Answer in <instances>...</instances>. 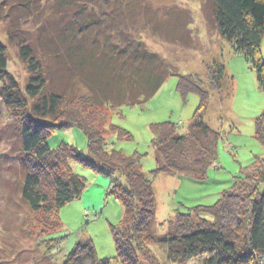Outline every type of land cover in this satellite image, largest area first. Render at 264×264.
<instances>
[{"label":"trees","instance_id":"obj_1","mask_svg":"<svg viewBox=\"0 0 264 264\" xmlns=\"http://www.w3.org/2000/svg\"><path fill=\"white\" fill-rule=\"evenodd\" d=\"M54 2L52 8H62L38 30L36 49L25 41L16 44L31 76L24 94L7 72L5 47L0 42V99L19 126L24 166L22 202L31 213L42 214L47 222L52 220V232L57 231L61 226L57 213L79 199L86 186L84 179L72 173V161L99 175H119L126 181L124 189L115 182L110 191L120 192L123 206L121 225L112 229L119 258L116 264H157L152 256L139 257L151 245L164 249L171 264H186L201 257L207 258L205 264H257L264 257V155L256 158L250 170H243L232 189L222 193L214 205L196 206L188 214L175 213L166 223L167 232L155 235L153 180L161 174L202 180L215 164L218 136L202 120L207 93L192 77L180 78L181 94H196L199 105L185 134H179L170 123L152 129L156 167L145 175L138 158L105 149L102 121L90 112L107 106L131 107L151 99L176 72L142 43L110 34H122L127 20L133 29L138 6L122 10L118 3H107L99 15L73 5L76 9L72 17L66 10L72 6L71 0ZM16 3L28 15L32 1ZM203 6L208 27L244 57L264 92V60L259 52L264 35V0H205ZM13 32L9 31L10 42ZM168 35L187 46L194 42L190 34L187 37L179 30ZM223 74L220 64L208 68L210 85L216 90H220ZM26 98L34 102L29 105ZM254 126V139L264 150V113ZM66 128L83 133L86 158L64 143L55 149L49 147V138ZM120 138L126 135L122 132ZM202 140L205 147H200ZM46 242L49 252H54L60 241L46 238ZM63 264L112 263L98 260L87 240L78 242Z\"/></svg>","mask_w":264,"mask_h":264},{"label":"rangeland","instance_id":"obj_2","mask_svg":"<svg viewBox=\"0 0 264 264\" xmlns=\"http://www.w3.org/2000/svg\"><path fill=\"white\" fill-rule=\"evenodd\" d=\"M19 1L0 0V42L5 47L7 72L24 94L31 76L20 60L16 44L25 41L36 49L38 30L47 23L46 20H53L55 12L62 7L52 8L55 0H30L32 7L27 15V10L25 13L18 8L16 2ZM204 1L71 0L72 6L66 8L67 14L73 17L76 9L73 5L87 11L94 10L99 15L107 3H118L122 10L138 6L133 29L127 20L128 26L122 29V34L118 31L110 34L116 39L125 36L142 43L146 50L156 54L176 72L151 99L131 107L109 109L107 106L90 112L97 116V121H102L105 149L138 158L145 175L156 167L151 144L152 129L170 123L179 134H185L199 105L196 94H181L178 89L180 78L192 77L207 93L208 105L202 120L218 136L215 164L206 171L202 180L164 174L153 180L155 235L167 232L166 223L175 213L188 214L196 206L214 205L222 193L232 189L235 179L242 176L241 172L250 170L256 158L264 155L262 146L254 139L255 120L264 113V92L244 57L206 24ZM11 30L14 31L13 42L9 40ZM177 30L186 35L189 33L194 42L187 46L186 42L172 40L168 33L174 34ZM259 52L264 60V35ZM213 64L224 67L220 90L210 85L208 68ZM26 100L29 105L34 102ZM18 128L12 113L0 99V264H63L64 257L72 248L87 240L91 241L98 260L116 264L119 258L112 229L121 225L123 206L120 192L110 191L115 182L124 189L125 179L119 175L108 178L70 161L72 173L85 180V190L79 199L59 210L57 217L61 226L52 232V220L47 222L42 214L31 213L20 197L24 166ZM122 132L126 138H120ZM61 143L77 148L87 157L86 139L81 131L66 128L48 140L51 149ZM205 145L206 141L202 140L200 147ZM46 238L47 241H60L54 252H49L50 244ZM148 249L139 257L146 259L152 256L159 264H171L161 247L151 245ZM206 260V257H201L186 264H205ZM257 264L261 263L258 261Z\"/></svg>","mask_w":264,"mask_h":264},{"label":"built area","instance_id":"obj_3","mask_svg":"<svg viewBox=\"0 0 264 264\" xmlns=\"http://www.w3.org/2000/svg\"><path fill=\"white\" fill-rule=\"evenodd\" d=\"M261 264H264V257L259 260Z\"/></svg>","mask_w":264,"mask_h":264},{"label":"crops","instance_id":"obj_4","mask_svg":"<svg viewBox=\"0 0 264 264\" xmlns=\"http://www.w3.org/2000/svg\"><path fill=\"white\" fill-rule=\"evenodd\" d=\"M75 135V134H74ZM75 137H76V135H75ZM82 147V146H81Z\"/></svg>","mask_w":264,"mask_h":264}]
</instances>
